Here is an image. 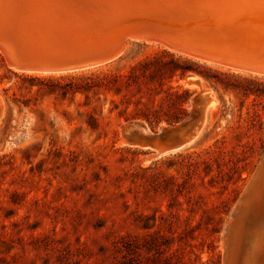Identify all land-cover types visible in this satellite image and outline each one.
Returning <instances> with one entry per match:
<instances>
[{
	"label": "rangeland",
	"instance_id": "rangeland-1",
	"mask_svg": "<svg viewBox=\"0 0 264 264\" xmlns=\"http://www.w3.org/2000/svg\"><path fill=\"white\" fill-rule=\"evenodd\" d=\"M187 75L216 98L196 139L159 156L128 142L191 115ZM0 101V264H228L225 228L264 179V78L138 41L59 74L0 52Z\"/></svg>",
	"mask_w": 264,
	"mask_h": 264
},
{
	"label": "water",
	"instance_id": "water-1",
	"mask_svg": "<svg viewBox=\"0 0 264 264\" xmlns=\"http://www.w3.org/2000/svg\"><path fill=\"white\" fill-rule=\"evenodd\" d=\"M129 41L153 42L264 78V0H0V49L21 70L55 73L101 65ZM184 82L199 89L191 115L157 134L133 125L128 142L165 154L197 137L216 98L196 76ZM2 110L3 105L0 117ZM228 225L227 263L235 264L244 251L240 237L251 229L243 225L234 232L235 225Z\"/></svg>",
	"mask_w": 264,
	"mask_h": 264
},
{
	"label": "bare ground",
	"instance_id": "bare-ground-1",
	"mask_svg": "<svg viewBox=\"0 0 264 264\" xmlns=\"http://www.w3.org/2000/svg\"><path fill=\"white\" fill-rule=\"evenodd\" d=\"M130 42H132V41H129V43ZM138 42H144V41H138ZM146 43H153V42H146ZM154 44H156V43H154ZM169 51H172V52H174V53H176L178 55H181V56H185V57H188V58H193V59H195L197 61H202V60H199V59H197V58H195V57H193L191 55H188V54H180V53H178V52H176L174 50H171V49ZM0 52H2L1 49H0ZM202 62H204V61H202ZM205 63H209V62H205ZM210 64H212V63H210ZM7 65H8V67L12 68L15 72L29 73V74L45 73V72H32V71H29V70H21V69H19L17 67L11 66L9 63H7ZM215 66H218V65H215ZM219 67H221V66H219ZM91 68H93V67L83 68V69H80V70H67V71H61V72H55V73H46V74L71 73V72H78V71L87 70V69H91ZM222 68H225V67H222ZM226 69H228V68H226ZM231 71H233V70H231ZM234 72H236V71H234ZM236 73H239V72H236ZM242 74H245V73H242ZM0 106H2V102L1 101H0ZM215 110H216V100H214V102H212L210 104V106L207 108V110L205 112V123H206V120L208 122L215 115ZM145 132L147 134H149V135L152 134L151 131L148 130V129L145 130ZM195 139L196 138H194L193 140H195ZM193 140H190L187 144H185V146H187ZM185 146H183V148ZM165 154H167V153H165ZM159 155H162V154L160 152H158L157 154L154 153V154H152L150 156H159ZM149 158L150 157H148V159ZM257 169H258V167H257ZM257 169H256V171H257ZM256 173H258V172H256ZM256 179L257 180L254 183H252L248 187L247 190L245 189L246 192H247L246 199L243 200L242 204H240V205L238 204L235 207V210L233 209L234 212L231 215V218H234V221L231 220L233 222V225H235L233 227V231L234 232H237V230H239L241 227H243V225H248L249 228L251 229L250 235H248L247 233H244L240 237V238H242V240H241V244L242 245L241 246L244 248V251H243V254L241 255V258L239 260V264H258V262L264 257V179H262L260 177L256 178ZM245 190H244V192H245ZM240 212H242L241 215H240ZM234 214H236L235 217H233ZM228 218H230V217H228ZM238 218L240 219L239 221L236 220ZM228 228H229V225H227L226 228H225L224 237H226V238H227ZM239 236H240V234H239ZM225 242H226V240H225Z\"/></svg>",
	"mask_w": 264,
	"mask_h": 264
},
{
	"label": "trees",
	"instance_id": "trees-1",
	"mask_svg": "<svg viewBox=\"0 0 264 264\" xmlns=\"http://www.w3.org/2000/svg\"><path fill=\"white\" fill-rule=\"evenodd\" d=\"M183 94H184L183 96H185L186 99H187L188 96H189L188 91H184ZM181 114H182V115H185V112L182 110ZM180 118H181V117H179V116L177 117V116H176V117H175V120H179Z\"/></svg>",
	"mask_w": 264,
	"mask_h": 264
}]
</instances>
